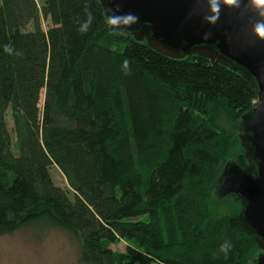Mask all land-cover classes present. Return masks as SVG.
<instances>
[{
  "label": "trees",
  "instance_id": "trees-1",
  "mask_svg": "<svg viewBox=\"0 0 264 264\" xmlns=\"http://www.w3.org/2000/svg\"><path fill=\"white\" fill-rule=\"evenodd\" d=\"M105 12L100 0H0V237L61 229L84 264H253L262 251L240 199L218 197L232 210L212 215L209 197L222 165L248 167L218 112L241 124L255 88L226 65L114 34Z\"/></svg>",
  "mask_w": 264,
  "mask_h": 264
},
{
  "label": "water",
  "instance_id": "water-1",
  "mask_svg": "<svg viewBox=\"0 0 264 264\" xmlns=\"http://www.w3.org/2000/svg\"><path fill=\"white\" fill-rule=\"evenodd\" d=\"M100 1L105 10L118 8L117 15L133 13L139 17L137 24L125 29L136 41H145L170 58L198 55L213 64L226 65L255 88V106L242 116L243 134L239 135L248 167L241 169L227 162L216 179L215 191L222 198L240 199L241 224L262 251L253 264H264V41L254 35V26L264 22V16L250 0H237L232 7L218 0L220 11L215 24L207 20L213 15L212 0Z\"/></svg>",
  "mask_w": 264,
  "mask_h": 264
},
{
  "label": "rangeland",
  "instance_id": "rangeland-1",
  "mask_svg": "<svg viewBox=\"0 0 264 264\" xmlns=\"http://www.w3.org/2000/svg\"><path fill=\"white\" fill-rule=\"evenodd\" d=\"M38 8L44 0H35ZM43 30L48 27V22L41 18ZM44 92L41 93L40 106L43 102ZM6 120L9 129H12L10 111L7 112ZM217 125L222 129H233L235 135L242 133L240 122L232 128L226 113L219 111ZM238 126V127H237ZM243 134V133H242ZM226 164V163H225ZM224 164V165H225ZM221 166V169L224 167ZM220 169V172H221ZM219 172V174H220ZM53 182L66 188L67 182L63 174L56 168L51 169ZM216 191L210 193L209 201L212 206V215H222L231 212V207L217 200ZM219 199V198H218ZM230 203V202H229ZM126 241L118 240L110 245V249L119 258L125 255ZM0 264H84L79 260L78 246L74 240L63 230L46 225L30 226L22 228L12 234L0 237Z\"/></svg>",
  "mask_w": 264,
  "mask_h": 264
},
{
  "label": "clouds",
  "instance_id": "clouds-1",
  "mask_svg": "<svg viewBox=\"0 0 264 264\" xmlns=\"http://www.w3.org/2000/svg\"><path fill=\"white\" fill-rule=\"evenodd\" d=\"M213 7L211 9L213 15L209 16L207 18L208 22L211 24H215L218 19V14L220 11L219 2L218 0H212ZM223 4L229 7L236 6L237 0H222ZM251 6L261 15L264 16V0H250ZM87 15L86 19L83 20V22L80 24L79 31L81 33L87 32L91 24L93 22V16L91 11L85 10ZM119 12V9L117 8L115 11H113L111 8L106 9V24L111 26V28L114 30V34L118 35H126L129 32H127L125 29L128 27L135 25L139 22V17L136 16L133 13H126L123 15H117L116 13ZM111 13V15H109ZM254 35L257 37V39L264 41V22H258L254 26ZM207 38V37H205ZM4 51L8 53L9 55L12 54V50L9 46H4ZM122 68L127 70L125 74L130 73V61L125 58L122 62ZM232 245L229 241H225L223 244H221L219 251L224 253L225 256L231 251Z\"/></svg>",
  "mask_w": 264,
  "mask_h": 264
}]
</instances>
